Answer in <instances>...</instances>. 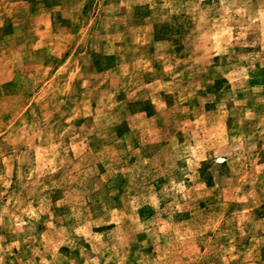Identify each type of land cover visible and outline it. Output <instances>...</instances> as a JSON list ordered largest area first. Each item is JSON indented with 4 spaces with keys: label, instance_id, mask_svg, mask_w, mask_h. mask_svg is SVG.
<instances>
[{
    "label": "rangeland",
    "instance_id": "obj_1",
    "mask_svg": "<svg viewBox=\"0 0 264 264\" xmlns=\"http://www.w3.org/2000/svg\"><path fill=\"white\" fill-rule=\"evenodd\" d=\"M0 264H264V0H0Z\"/></svg>",
    "mask_w": 264,
    "mask_h": 264
}]
</instances>
